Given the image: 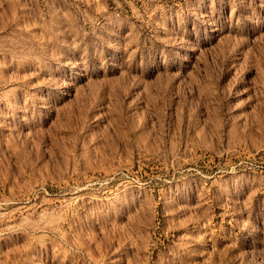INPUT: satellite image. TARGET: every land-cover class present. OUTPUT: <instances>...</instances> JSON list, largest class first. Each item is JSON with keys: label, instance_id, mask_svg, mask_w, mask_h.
<instances>
[{"label": "rangeland", "instance_id": "374dc122", "mask_svg": "<svg viewBox=\"0 0 264 264\" xmlns=\"http://www.w3.org/2000/svg\"><path fill=\"white\" fill-rule=\"evenodd\" d=\"M0 264H264V0H0Z\"/></svg>", "mask_w": 264, "mask_h": 264}]
</instances>
